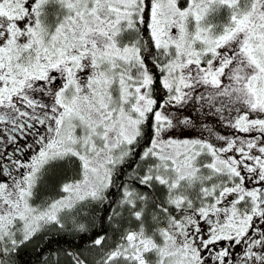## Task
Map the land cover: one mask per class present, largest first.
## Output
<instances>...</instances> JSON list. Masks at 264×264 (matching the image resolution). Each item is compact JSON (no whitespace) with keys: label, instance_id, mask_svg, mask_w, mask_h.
Segmentation results:
<instances>
[{"label":"snow or ice","instance_id":"obj_1","mask_svg":"<svg viewBox=\"0 0 264 264\" xmlns=\"http://www.w3.org/2000/svg\"><path fill=\"white\" fill-rule=\"evenodd\" d=\"M264 264V0H0V264Z\"/></svg>","mask_w":264,"mask_h":264},{"label":"trees","instance_id":"obj_2","mask_svg":"<svg viewBox=\"0 0 264 264\" xmlns=\"http://www.w3.org/2000/svg\"><path fill=\"white\" fill-rule=\"evenodd\" d=\"M23 259L28 261L29 264H33V262L37 259V254L31 249L26 250V254L23 255Z\"/></svg>","mask_w":264,"mask_h":264}]
</instances>
